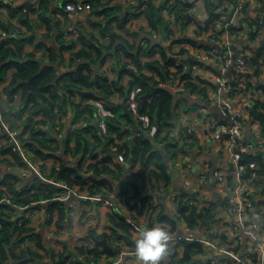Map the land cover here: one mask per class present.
I'll return each mask as SVG.
<instances>
[{
    "label": "built area",
    "instance_id": "1",
    "mask_svg": "<svg viewBox=\"0 0 264 264\" xmlns=\"http://www.w3.org/2000/svg\"><path fill=\"white\" fill-rule=\"evenodd\" d=\"M25 1L0 0V4L4 5L3 10L8 13L10 8L24 5ZM29 1L37 10L32 18L38 20L42 0ZM116 1L122 4L124 0ZM184 1L194 2L197 5L193 10L190 8L180 16L175 10ZM205 1L168 0L164 6L163 0H155L157 5L164 6L162 9L164 19L169 21L175 34L184 37L178 42H174V38L169 37L162 39L150 26L144 13L145 8L128 10L129 4H134L136 1L127 2L123 7L127 14H131L126 27L139 31L140 45H146L149 38L155 43L157 40L164 41L176 68L181 70L171 80H160L161 86L176 92L185 89L187 80L207 81L201 82L207 88L208 95L206 100L201 101L199 108L190 112H186L183 108L178 109L180 122L182 125L188 124L193 135L189 138L183 129H178L174 135L179 146L169 161L177 176L176 184H154L148 179L145 194L150 196L149 207L143 213L139 214L128 208L117 188L118 181L112 187L95 191L89 189L92 185L91 181L82 186L71 184L66 179L58 177V171L61 170L64 162L68 161L65 160L66 154L63 155L60 149L47 150L54 155L35 160L31 149L23 142L21 131L12 128L5 115L6 104L21 105L22 90L14 92L12 98L9 92L5 91L10 79L0 82V148L10 146L12 151L21 154L24 163L17 162V169L14 164H6L2 167L8 170L14 169L17 175L16 185L22 190L32 187L39 179L50 185L49 197L26 205L14 204V209H10V213L15 218L25 214L24 219L27 220L25 226L31 228L30 233L39 234L40 225L47 230L42 236L43 246H39L35 238H26L24 243L36 248L40 255L32 257L24 264H55L53 252H60L65 243L69 245L73 240L81 246L88 244L86 237L91 232H96L98 235L107 234L105 238L110 243L111 238L113 239V229L117 233L122 231L109 218L110 212H117L132 224L134 239L139 236V230L144 226L163 224L169 229L170 239L166 254L168 257L163 262L165 256L161 264H178L170 257L174 254L182 257L183 240L196 242L202 246V251L194 255L193 264H264V182L257 179L259 176L257 169L248 171L242 164L244 153L264 154V135L257 117L252 114V107L256 102L264 103V90L258 87L264 82V48L263 55L259 56L260 63L257 62V66L263 69L262 75H252L251 62L258 46L264 40V0H207L209 10ZM210 8H213V12ZM200 9H202L201 14L205 13L203 17L200 15ZM24 12H27L25 7L17 16H10L13 25L10 30H3L2 36H17L26 29V26L19 21V16ZM65 12L87 22H96L90 30L98 33L105 16L100 9L95 8L92 0H57L54 13L56 17L62 18L64 23L60 30L61 38L59 40L56 38L55 43L64 46L63 51L68 60L73 52L85 46L78 41L81 33L78 26L73 25L71 21L68 22L69 25H65L67 23ZM187 12L191 13L189 18L185 17ZM212 13L217 15L216 22L209 23L207 27L206 22ZM259 18H262L260 26L256 22ZM77 24L79 25L80 22ZM200 24L203 25L202 28ZM254 30L258 31L254 33ZM191 37L194 42L189 40ZM41 41L51 45L48 38ZM159 55H153L151 58H158ZM142 59L146 61L149 57L142 56ZM100 62L101 67L97 75L101 79H106L109 84L117 82L122 87L129 88L130 82L135 80L132 71L121 72L122 66L137 70L131 56L118 54L115 50L105 53ZM185 72L190 73L188 78L185 77ZM232 80H235L234 92H230ZM248 83L252 84L250 90H247ZM100 89L98 83L92 88L95 92ZM138 90L139 88L134 89L133 93L126 97L114 86L108 96L114 101V105L124 102L127 109L133 112L134 117L139 118V112H135V108L138 110L139 105L136 96ZM197 97L202 98L201 93H197ZM98 102L103 105L105 101L101 99ZM210 106H216L223 115L233 121H225L219 114L213 113ZM200 113H202L201 121L197 122ZM109 114L110 110L103 109L102 112L100 110L99 128L103 130L107 128L104 118ZM73 115L69 106L68 112L61 113L59 120L62 124L70 122ZM121 123L125 125L123 121ZM88 124L89 120L83 118L75 121L72 128L84 127ZM136 130L134 127L122 136L118 135L112 145L114 151L112 156L116 162L125 163V175H132L135 167L133 161L126 157V150H120V147L125 141H130L137 135ZM64 131L65 127L58 135L60 138L65 136ZM191 140H193L192 147L189 146ZM79 156L70 152L69 162L76 164ZM101 156L102 154L97 161ZM89 164V158L84 157L82 165L85 171H88ZM89 171L93 170L89 168ZM181 189L193 193V196L187 199V206L195 207L198 213H205L210 218L204 220L198 217L196 223L190 225L187 218L188 211L184 213L180 210L178 197L181 195ZM4 190L1 202L12 203V191L8 186ZM160 195H165V198L162 200ZM57 200L60 202L59 208L52 211L49 208L50 202ZM131 202L140 204V201L135 199ZM163 203L168 213L177 220V228L172 229L173 225L170 221L159 219ZM212 203L216 205L211 207L209 214L207 208ZM63 207L66 211V223L60 229L57 220L59 210ZM94 246L92 245L91 248ZM70 249L73 250V247L70 246ZM119 252L117 259L111 256L104 258L108 259L105 264H125L124 262L135 264L132 261L134 258L138 259L135 249H120ZM6 264H13L12 256H9ZM137 264H142V261H137Z\"/></svg>",
    "mask_w": 264,
    "mask_h": 264
},
{
    "label": "trees",
    "instance_id": "2",
    "mask_svg": "<svg viewBox=\"0 0 264 264\" xmlns=\"http://www.w3.org/2000/svg\"><path fill=\"white\" fill-rule=\"evenodd\" d=\"M126 2L136 1L134 4H129L133 8H145L150 26L159 33L164 39L165 37L174 38V42L184 39L181 35H176L169 21L165 20L162 9L168 0H163L164 6L160 7L155 3V0H125ZM96 9L105 16V25L101 26L99 31L100 37L94 33L91 35L99 44H95L92 40H88L89 48H80L73 52L72 56L67 60L63 51V45H47L43 41H39L33 51L24 56L25 39L22 38L23 33L17 36H10L4 41L0 39V82L10 78L9 85L5 86V91H8L13 98L14 92L22 90V102L20 106L6 104L5 115L9 120L12 128H17L21 131L23 142L31 149L35 160H41L47 156H52L47 150L56 151L62 150L63 155L71 152L74 155H80L76 164H70L66 161L62 165L57 176L66 179L71 184L86 185L90 181L92 185L90 190L99 191L104 188L112 187L118 181L117 188L119 193L124 197V201L128 208L135 210L137 213H143L149 207L148 201L150 196L145 194V186L147 180L154 184L164 183L167 185L176 184L177 176L170 165L171 157L177 152L178 142L175 139L176 131L182 130L180 122L179 108H183L186 112L195 110L201 106V101L206 100L208 95L207 88L201 82L187 80L185 89L173 91L168 87L161 86L160 80H171L181 72L180 68H176L175 62L167 52L165 42L157 40L153 42L152 38L147 40V44L140 45V34L137 30H131L126 27V23L131 17L130 13L123 10V4H111V0L102 2L101 0H92ZM195 5L194 2H183L178 6L175 13L182 16L184 12ZM45 5L41 2V10L38 11V25L42 27L45 20ZM24 9V5L12 7L9 10V16L15 17ZM118 13H115V11ZM37 12L35 8L32 13ZM217 15L212 13L206 26L209 23L216 22ZM34 20V19H33ZM19 21L29 27L26 12L19 16ZM258 25L262 24V18L256 20ZM1 24V23H0ZM13 25L10 22L9 25ZM46 25H48L46 23ZM12 27V26H11ZM47 27V26H46ZM202 28L203 25L200 24ZM48 28V27H47ZM49 29L52 27L49 25ZM24 32V31H23ZM91 33V32H90ZM96 36V37H95ZM110 37V44L105 45L102 39ZM61 38V33L57 39ZM87 38L82 39L80 36L78 41L84 46ZM193 41L191 37L189 39ZM114 45L116 52L131 56L132 61L137 67V70L122 66L121 72L132 71L134 81H131L129 88L122 87L120 83H108L106 79H101L98 75L94 76V64L97 59L101 60L104 56L105 49L110 51V47ZM160 54L158 58H151L153 55ZM263 51L260 53V57ZM142 56L149 57L143 61ZM253 65L252 75L260 76L263 74L261 66H257L255 57L251 58ZM65 70H61V68ZM175 68V69H174ZM14 69V73L8 75V72ZM157 75V76H156ZM185 77H189L190 73L185 72ZM31 80L30 83L28 81ZM100 85V90L95 92V95H81L80 90H92L96 84ZM121 91V94L129 97L134 89L139 88L136 96L139 101L138 112L139 118H135L132 111L124 109L125 119L123 123L117 122L115 117L120 115L119 109H123L118 103L114 105L109 103L107 109L110 114L107 116V128L105 130L93 123V119L97 115V106L90 100H99L103 94H111L113 87ZM252 84H247V90H250ZM264 90V82L258 85ZM148 93L146 99L143 95ZM197 93H201V97H197ZM71 107L74 114L71 121V126L75 121L86 118L89 124L84 127L70 129L66 136L59 138V133L63 131L64 125L59 120V112L67 113L68 107ZM49 109L48 114L46 109ZM257 113L261 130L264 135V103L259 101L252 107V111ZM50 115V116H49ZM12 116V118H9ZM147 117V120H146ZM21 120V123H17ZM189 122V120L187 121ZM139 125L137 135L130 141H125L121 144L120 150L125 151L127 158L134 163V172L132 175H125V163L116 162L112 153V145L116 142L117 136L130 132L133 128ZM182 125V126H181ZM24 135H27L24 137ZM63 147V148H62ZM102 154L100 160L97 159ZM5 157V158H2ZM84 157L90 160V172L83 169L82 161ZM168 157V160H166ZM17 162L23 163L22 156L19 152L12 151L10 146H2L0 148V264H6L9 256L13 257V264H24L33 256H39V252L31 245H26V238L37 239V244L43 246L41 236L30 233L31 228L26 227L27 220L24 215L13 217L9 210L14 209L15 205H26L33 201H37L50 196L49 183L41 179L30 188L22 190L17 187V175L15 172L4 169L6 163H13L17 169ZM103 162V164H101ZM255 162V165H253ZM139 163V166L137 167ZM114 164V166H113ZM242 164L246 166L248 171L257 169L258 180L264 182V154L252 155L244 153L242 155ZM3 166V167H2ZM115 167V168H113ZM137 167V168H136ZM117 168V169H116ZM13 193L12 203L1 202L4 188L7 187ZM180 210L188 211L187 218L190 225H194L198 217L207 220L205 213H198L195 207L187 206L186 202L193 193L186 189H181ZM161 199L165 195H160ZM132 199L139 200L140 204L132 203ZM60 202L51 201L49 208L54 211L59 208ZM216 205L212 203L207 208L211 214V207ZM66 211L65 208H60L59 219L57 220L58 228L65 226ZM109 218L119 228L121 233H117L113 229V239L111 238L110 245L113 249L94 246L90 237H86L90 242L86 245H77L74 255L70 246L65 243L63 249L55 253V264H91L92 261H98L103 256H112L117 258L120 249L134 250L135 239L133 236L134 228L132 224L117 212H110ZM161 221H170L173 225L172 229L177 228L178 222L166 210L163 203L159 214ZM97 237H106L98 235ZM182 257L177 254L170 258L177 261L178 264H193L194 255L202 251V246L196 242L183 240ZM176 247V246H175ZM72 250V251H71ZM30 256V257H29ZM81 256L82 258H80ZM165 257L163 262L167 259ZM162 262V263H163Z\"/></svg>",
    "mask_w": 264,
    "mask_h": 264
},
{
    "label": "crops",
    "instance_id": "3",
    "mask_svg": "<svg viewBox=\"0 0 264 264\" xmlns=\"http://www.w3.org/2000/svg\"><path fill=\"white\" fill-rule=\"evenodd\" d=\"M102 1V0H101ZM107 1H109V0H103L102 2H107ZM112 2L115 4V1L114 0H112ZM56 3H57V0H43V4L45 5V13H44V15H45V17H47L48 18V20H45L46 21V23L48 24V25H46V23H44L43 25H42V31L41 30H39V29H41V27L38 25V23H37V21H35L36 19H34V18H32L33 17V14L34 13H32V9H31V11H30V14H29V16L27 15V12H26V15H27V19L29 20V22H28V25H29V27H31V29H27V27H26V29L24 30V32H22L23 33V35H22V38H24L26 41H25V43H24V56H25V54H28L29 52H31V51H33L34 50V48H35V45L39 42V41H41V40H43V39H46V38H48V39H50V44L51 45H55V40H56V38H58V36L60 35V30H61V28H62V24L64 23V21L62 20V18H58V17H56V15H55V9H56ZM4 6V5H3ZM3 6L0 4V39L2 40V41H4L5 40V38H7V37H10L9 35L8 36H2V31L3 30H10V28H11V26H12V24L11 25H9L10 24V22H11V20L9 19L10 18V16H9V12L7 13L5 10H3ZM25 7V6H24ZM26 8V7H25ZM26 10H27V8H26ZM64 16H65V19H67V23L65 24V25H69V21H71L72 22V24L73 25H77L78 26V28H79V31L81 32L80 33V37L82 38V39H85V37L87 38V41H85L84 40V42H85V48H89V45L90 44H88V40H92L93 42H95V44H99L97 41H95V40H93V39H95L91 34L92 33H94L95 35H97L98 37H100V35H99V33H98V31H91L90 29L92 28V25H95V23L96 22H91V21H85L84 19H80V18H77V17H74L73 15H71L70 13H68V12H65V14H64ZM204 15L203 14H201V17H203ZM34 19V20H33ZM64 19V18H63ZM64 19V20H65ZM106 20H105V17L102 19V24L103 25H105L106 24V22H105ZM78 22H80V24L78 25L77 23ZM49 25L52 27V29L50 30L49 29ZM48 28H47V27ZM90 32H92V33H90ZM96 37V36H95ZM141 39V38H140ZM59 40V39H58ZM102 41H103V43L105 44V45H111L110 44V37L108 36V37H106V38H104V39H102ZM58 45V44H57ZM115 51V48H114V45L113 46H111L110 47V51L109 50H107V48L105 49V52H104V54L105 53H107V52H114ZM100 59V58H99ZM99 59H97V62L94 64V72H93V75L94 76H96L97 75V72H98V70L100 69V67H101V60H99ZM61 70L63 71V70H65V68H61ZM12 73H14V69H12L11 71H9L8 72V75H11ZM7 79H10V78H8L7 77ZM6 79V80H7ZM5 81V80H4ZM109 83V82H108ZM104 95H107V94H103L102 96H101V98L99 99V100H101V99H103L105 102H104V104L103 105H101L99 102H98V100H90V98H88L87 100L89 101V102H91V103H93V104H95L96 106H97V115H96V117L93 119V123L95 124V122H98V120H99V118H100V110H101V112L103 111V109L105 110V111H107L108 109H107V105L109 104V103H111V102H114L113 100H111V98L109 97V99L111 100V102L110 101H108L107 99H105L103 96ZM124 103V102H123ZM120 105L122 104V103H119ZM126 105V104H125ZM212 107H214V106H211L210 107V109H211V111L213 112V113H215V114H217V112H215V110L213 109L212 110ZM123 110H124V108H123ZM61 113L59 112V115H60ZM50 116V115H49ZM201 117H202V113H200V114H198V117H197V122H200L201 121ZM9 118H12V116H9ZM22 121L21 120H18L17 121V123H21ZM63 125H64V127H65V131H64V134H65V136L67 135V133H68V131L72 128V126H71V121L70 122H64L63 123ZM98 125H99V123H98ZM139 126V125H138ZM99 127V126H98ZM15 129H17V128H15ZM72 129H74V128H72ZM18 130V129H17ZM20 130V129H19ZM60 138V137H59ZM69 155H70V152L69 153H67L66 155H65V160H68L67 161V163H70L69 162ZM6 164H8V163H6ZM9 164H11V163H9ZM13 164V163H12ZM70 164H72V163H70ZM74 165V164H73ZM5 169V168H4ZM10 171H13L14 172V169H11ZM9 212H10V210H9ZM25 216V215H24ZM46 232H47V230H46V228H44V227H42L41 225H40V228H39V234H37V235H39V236H41V240H42V236L43 235H45L46 234ZM99 235H101V234H99ZM88 237H90V236H88ZM91 238V237H90ZM99 238H105V237H99ZM35 239H36V237H35ZM106 239V238H105ZM84 240L86 241V239L84 238ZM107 240V239H106ZM36 241H37V239H36ZM87 241L88 242H90L88 239H87ZM91 241L92 242H94V240H93V238H91ZM110 244V243H109ZM69 245L71 246V247H73V251H75V247L78 245V242L76 243L74 240L73 241H71L70 243H69ZM94 245L95 246H97L96 244H95V242H94ZM98 247H103V246H98ZM77 253V252H76ZM76 256V255H75ZM112 257V256H111ZM104 258H108V256H103L100 260H98V261H92L91 262V264L92 263H96V264H105V263H107V260L108 259H104ZM113 259H117V258H114V257H112ZM137 261H140L139 260V258L136 260L135 258H134V260L132 261V262H135V264H137ZM125 264H127L126 262H124Z\"/></svg>",
    "mask_w": 264,
    "mask_h": 264
},
{
    "label": "clouds",
    "instance_id": "4",
    "mask_svg": "<svg viewBox=\"0 0 264 264\" xmlns=\"http://www.w3.org/2000/svg\"><path fill=\"white\" fill-rule=\"evenodd\" d=\"M135 239V252L142 264H161L167 254L169 229L163 224L144 226Z\"/></svg>",
    "mask_w": 264,
    "mask_h": 264
},
{
    "label": "water",
    "instance_id": "5",
    "mask_svg": "<svg viewBox=\"0 0 264 264\" xmlns=\"http://www.w3.org/2000/svg\"><path fill=\"white\" fill-rule=\"evenodd\" d=\"M222 1H223V0H222ZM205 4H206V7H207L208 10H209V3H208L207 0L205 1ZM24 6L27 8V15L29 16L31 9L33 8V4H32V2H30L29 0H26V1L24 2ZM210 11L213 12V8H210ZM190 14H191L190 12L185 13V17H186V18H189ZM257 31H258V30H254V33H256ZM263 48H264V40H263L262 44H261L260 46H258V48H257V50H256L255 59L257 60L258 64L260 63L259 56H260V53H261V51H262ZM190 61H192V59H190ZM30 82H31V80L28 81V83H30ZM231 84H232V88L230 89V92H234V91H235V80H232V83H231ZM79 92H80L81 95H84V96H85V95H95V91H94V90H90V89H89V90H80ZM147 96H148V93L144 94V95H143V98L146 99ZM103 97H104L105 99H107L108 101L111 102V100L109 99V96H108V95H104ZM126 100H127V98H126ZM111 103L114 104V102H111ZM121 107L124 108L126 111H129V110L127 109L125 103H122V104H121ZM210 107H211V106H210ZM213 109H214L215 112H217V114H219L220 117H221L222 119H224L225 121H229V122H232V121H233V119L228 118L227 116L223 115V114L220 112V110H219L216 106L212 107V110H213ZM46 110H47V112H48V114H49V113H50L49 109L47 108ZM252 114H253L254 117H257V113H256L255 110L252 111ZM95 125H98V122H95ZM135 128H136V129H139L140 127H139L138 125H136ZM182 129L185 130V132L187 133V135H188L189 138L192 137L193 134H192V132H190V130H189V125H188V124H184V125L182 126ZM248 139H249V137L247 138V140H248ZM189 146H190V147L193 146V140L190 141V145H189ZM112 155H113V154H112ZM166 160H168V157H166ZM227 198H228V197H227ZM88 236H90L91 238H93V240H94V242H95V244H96L97 246H103V247H105V248H109V249H113V248H114L113 246H111V245L109 244V242H108L105 238H102V239H101V238L97 237V236L95 235V233H92V232H91V233L88 234ZM74 254L77 255L76 252H74ZM29 257H30V256H29ZM33 257H34V256H33Z\"/></svg>",
    "mask_w": 264,
    "mask_h": 264
},
{
    "label": "rangeland",
    "instance_id": "6",
    "mask_svg": "<svg viewBox=\"0 0 264 264\" xmlns=\"http://www.w3.org/2000/svg\"><path fill=\"white\" fill-rule=\"evenodd\" d=\"M112 1V0H111ZM115 1V4H119V2H117L116 0H114ZM127 2L124 0L123 1V7H124V5L126 4ZM111 4H114L113 2H111ZM197 4H195L193 7H192V10L194 9V7L196 6ZM126 8H128V6L127 7H125V10H126ZM133 7H129L128 8V10L129 9H132ZM199 12H200V15H201V12H202V9H200L199 10ZM115 13H118V11L116 10L115 11ZM203 15H205V13H203ZM42 27H41V29H39V30H41L42 31ZM70 58V57H69ZM135 112H138V110L135 108ZM119 113H120V115H118L117 117H115V120L117 121V122H121V121H123L124 119H125V116H123V114H124V110L123 109H119ZM105 120L107 119V117H105L104 118ZM196 142H198V140H196Z\"/></svg>",
    "mask_w": 264,
    "mask_h": 264
}]
</instances>
